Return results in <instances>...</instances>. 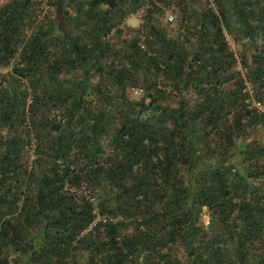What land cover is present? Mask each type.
Here are the masks:
<instances>
[{"label":"trees","instance_id":"trees-1","mask_svg":"<svg viewBox=\"0 0 264 264\" xmlns=\"http://www.w3.org/2000/svg\"><path fill=\"white\" fill-rule=\"evenodd\" d=\"M0 264H264V0H0Z\"/></svg>","mask_w":264,"mask_h":264},{"label":"rangeland","instance_id":"rangeland-1","mask_svg":"<svg viewBox=\"0 0 264 264\" xmlns=\"http://www.w3.org/2000/svg\"><path fill=\"white\" fill-rule=\"evenodd\" d=\"M4 1H7V0H4ZM46 10H47V8L44 6L43 9H42V14H43ZM128 23H129V25L132 26V27H137V26H139V24H140V18H139V17H137V18H130V19L128 20ZM129 95H130V97H132V98H137V97H138V95L136 96L135 94H133L132 91L129 92ZM206 220H207V214H206V212H203L200 221L203 222V223L205 224Z\"/></svg>","mask_w":264,"mask_h":264},{"label":"built area","instance_id":"built-area-1","mask_svg":"<svg viewBox=\"0 0 264 264\" xmlns=\"http://www.w3.org/2000/svg\"><path fill=\"white\" fill-rule=\"evenodd\" d=\"M145 6H147V4L145 5ZM143 12H144V7H142V8H140V9H138L137 11H135L134 13H132L131 15H130V17H129V19L130 18H137V17H141L142 16V14H143ZM173 21V18H172V16H168V18H167V22H172ZM133 92V94H135L136 96L138 95V97L140 96V93L138 92V91H132ZM92 201V200H91ZM96 220H99V217H97V219Z\"/></svg>","mask_w":264,"mask_h":264},{"label":"crops","instance_id":"crops-1","mask_svg":"<svg viewBox=\"0 0 264 264\" xmlns=\"http://www.w3.org/2000/svg\"><path fill=\"white\" fill-rule=\"evenodd\" d=\"M208 222V219L206 220L205 224Z\"/></svg>","mask_w":264,"mask_h":264},{"label":"clouds","instance_id":"clouds-1","mask_svg":"<svg viewBox=\"0 0 264 264\" xmlns=\"http://www.w3.org/2000/svg\"><path fill=\"white\" fill-rule=\"evenodd\" d=\"M129 20V19H128ZM138 98V97H137Z\"/></svg>","mask_w":264,"mask_h":264}]
</instances>
